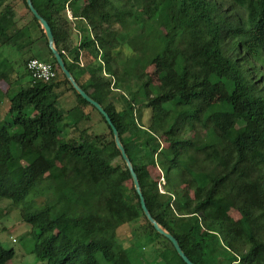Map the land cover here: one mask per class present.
Here are the masks:
<instances>
[{
	"label": "trees",
	"instance_id": "trees-1",
	"mask_svg": "<svg viewBox=\"0 0 264 264\" xmlns=\"http://www.w3.org/2000/svg\"><path fill=\"white\" fill-rule=\"evenodd\" d=\"M32 2L67 69L116 127L151 215L186 256L264 264V0ZM0 9V47L18 46L25 67L38 59L57 73L42 82L26 68L31 83L13 92L12 121L0 124V200L32 227L36 260L143 264L158 243L162 264H186L144 215L111 126L61 73L26 0ZM144 46L174 73L155 90ZM11 77L0 60V82L11 86ZM115 92L129 98L123 111ZM94 113L107 133L84 127ZM15 256L0 242V264Z\"/></svg>",
	"mask_w": 264,
	"mask_h": 264
},
{
	"label": "rangeland",
	"instance_id": "rangeland-1",
	"mask_svg": "<svg viewBox=\"0 0 264 264\" xmlns=\"http://www.w3.org/2000/svg\"><path fill=\"white\" fill-rule=\"evenodd\" d=\"M10 0H0V7L1 3L4 5L8 4ZM19 16L20 14H24V6L20 3L17 7ZM1 10V9H0ZM79 41V38H78ZM27 41L25 42V44ZM37 51L36 47L29 48V53L35 54ZM141 52L147 57V59L150 61V66L147 68L148 73L151 75L153 81H152V90H155L159 85L163 84L165 81L170 80L174 73L173 71H167L165 74L160 71L154 56L151 54V52L148 50L147 47H142ZM21 54V50L18 46H5L0 49V60H7L8 63H10V68L16 67L17 60L19 58V55ZM122 59L124 60V54L122 56ZM128 96L125 93L121 92H115L112 97V101L115 104L117 110L123 111V109L128 104ZM4 106V105H3ZM8 108V104L6 103L3 107V111H1L0 116V124H5L6 122L12 121V118L8 116L6 113ZM60 108L63 110L64 108L60 106ZM141 108H143L144 112V118L143 122L145 124L148 123L149 119V110L146 109L145 104H142ZM1 109V106H0ZM28 115L33 116L32 109L28 110ZM90 126L92 128V131L94 133H107V128L104 125V123L100 120V117L97 114H93V119L90 123H87L84 125V127ZM71 129L66 132L68 135H71L72 131ZM151 171H153L154 175L157 176V172H154V170L151 168ZM156 173V174H155ZM165 183V180L163 176H161L160 179V190H162V187ZM129 186V185H127ZM8 203L6 201L0 200V242L2 243L3 247L6 249H14L16 252V256L14 260L10 264H41L39 263L34 254L31 253V250L33 248V241L31 238V229L32 227L28 224L22 223L20 218L18 217L17 210L14 211L13 208H9L7 205ZM232 215L234 218H237V214L232 211ZM40 225V224H36ZM131 226H125L121 230V234H126L131 231ZM127 235V234H126ZM128 237V236H127ZM117 242L122 244L123 246L126 245V241L124 237H120L117 239ZM158 244V243H157ZM153 249L151 246L146 248V252L144 254V263L145 264H162L161 260L156 259V245ZM163 246V244H161ZM142 262H139L141 264ZM143 263V264H144Z\"/></svg>",
	"mask_w": 264,
	"mask_h": 264
},
{
	"label": "water",
	"instance_id": "water-1",
	"mask_svg": "<svg viewBox=\"0 0 264 264\" xmlns=\"http://www.w3.org/2000/svg\"><path fill=\"white\" fill-rule=\"evenodd\" d=\"M27 5L30 9V11L32 12V14L35 16V18L38 20L39 24L41 25V28L43 29L47 41H48V45L49 48L58 64V67L61 71V73L67 78V80L71 83V85L73 86V88L77 91V93L86 101H88L91 105H93L106 119V121L108 122V124L111 126L112 131H113V135H114V140L116 143L117 148L119 149V151L121 152L122 158L125 161L130 175L132 177V181L135 187V190L137 191L139 197H140V203H141V208L143 210L144 215L146 216V218L148 219V221L151 223V225L155 228V230L162 236L166 237L174 246L175 250L177 251L178 255L183 259V261L186 264H194L184 253V251L182 250L178 240L169 232L167 231L162 225H160L151 215L150 211L147 208L146 205V201L145 198L142 194L141 191V187H140V183L138 180V177L134 171L133 165L126 153V150L124 148V146L121 143L120 137H119V133L116 129V127L114 126V124L112 123L109 115L107 114V112L105 111V109L102 107V105H100L98 102H96L94 99H92L81 87L80 85L76 82L75 78L73 77L72 73L67 69L66 64L64 59L62 58L61 53L58 51V49L56 48L55 45V39H54V35L52 33V29L50 27V25L48 24V22L38 13V11L35 9L32 0H26Z\"/></svg>",
	"mask_w": 264,
	"mask_h": 264
},
{
	"label": "crops",
	"instance_id": "crops-1",
	"mask_svg": "<svg viewBox=\"0 0 264 264\" xmlns=\"http://www.w3.org/2000/svg\"><path fill=\"white\" fill-rule=\"evenodd\" d=\"M69 17L71 18L70 12H69ZM1 48L2 47H0V49ZM17 63L18 64H16V66L18 68L16 69V67H13L11 69L12 85L9 86L5 82H0V91H1L0 92V106H1L0 113L1 111H3V107L5 106L6 103L8 104V108H9V100L13 92L17 91L19 88H24L31 83V77L26 73V67L24 65V58H23L22 50L17 60ZM84 80L85 79H80V82H84ZM64 98H66V100L69 101L70 103H73L72 97H68L66 95ZM8 108H7L6 113L8 112ZM0 119H1V116H0Z\"/></svg>",
	"mask_w": 264,
	"mask_h": 264
},
{
	"label": "built area",
	"instance_id": "built-area-1",
	"mask_svg": "<svg viewBox=\"0 0 264 264\" xmlns=\"http://www.w3.org/2000/svg\"><path fill=\"white\" fill-rule=\"evenodd\" d=\"M26 68L32 78L37 81L49 82L57 76L51 64L38 59H30Z\"/></svg>",
	"mask_w": 264,
	"mask_h": 264
}]
</instances>
